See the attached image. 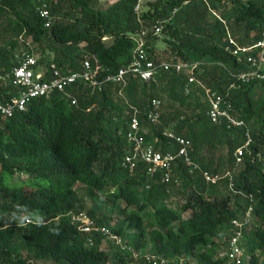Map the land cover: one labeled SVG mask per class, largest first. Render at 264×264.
Returning <instances> with one entry per match:
<instances>
[{
    "label": "trees",
    "instance_id": "16d2710c",
    "mask_svg": "<svg viewBox=\"0 0 264 264\" xmlns=\"http://www.w3.org/2000/svg\"><path fill=\"white\" fill-rule=\"evenodd\" d=\"M44 1L54 18L51 27L45 26L36 1L0 0V19L17 37L8 42L9 49L0 46V73L18 65L11 51L31 41L44 45L41 65L55 62L70 72L89 58L102 65L103 78L130 63L137 44L132 35L146 30L157 62L205 61L198 73L201 82L227 96L247 124H256L250 129L249 153L238 165L234 153L248 140L244 128L228 130L211 123L208 104L184 95L185 77L164 70L149 82L129 76L125 84L106 82L95 90L79 82L71 91L78 98L76 105L55 91L49 98L32 99L26 111L0 116V264L132 263L119 246L110 259L102 245L112 241L100 232L92 236L94 244H88L89 236L73 223L72 214L86 211L83 194L105 196L124 217L122 225L111 226L100 206H92L86 212L99 227L110 228L137 250L150 243L153 253L171 261L195 257L197 264H235L221 254L236 231L232 219L252 206L253 221L243 240L244 264H264V80L234 77L247 71V65L227 50L229 35L236 39L242 32L240 45L264 37V0H156L148 1V9L140 14L135 11L139 0ZM101 2L108 3L106 8H98ZM159 39L166 42V50H158ZM12 92L17 90L0 83V98ZM154 99L161 101L156 124L146 117ZM134 109L147 143L176 151L163 135L173 129L192 141L189 153L203 169L213 174L231 171L233 180L208 184L199 171L190 174L181 160L174 165L181 184L171 194L160 174L146 176L142 162L131 175L123 157ZM168 116L178 120L172 128ZM188 122L203 127L198 141L204 151L218 155L200 152L196 138L184 131ZM21 174L27 179L19 178ZM222 186L225 195L209 196ZM171 196L184 200L179 209L168 204ZM24 216L28 223L21 222Z\"/></svg>",
    "mask_w": 264,
    "mask_h": 264
},
{
    "label": "built area",
    "instance_id": "2783aa9c",
    "mask_svg": "<svg viewBox=\"0 0 264 264\" xmlns=\"http://www.w3.org/2000/svg\"><path fill=\"white\" fill-rule=\"evenodd\" d=\"M38 4L37 12L45 20V26L51 27L54 18L48 10V4L44 0H34ZM143 0H139L135 7L137 14H140ZM157 28L156 33H160ZM146 30L132 35L136 41V47L132 60L127 66L119 69L118 72L102 77L103 67L96 60L86 58L82 61L80 69L76 71H62L55 62L48 66L39 63V58L34 54L23 53L17 55L18 65L10 71L0 73V83L10 84L16 93H8V97L0 98V116L12 117L17 112L26 111L32 99L49 98L55 91H60L71 99L72 105H76L78 98L71 91L79 82H84L93 90L102 89L106 82L123 83L127 82V77L133 76L143 81L153 80L160 71H175L178 75L185 77L183 93L187 97L204 96V103L208 104L207 116L211 123L216 125H226L228 130L244 128L247 142L236 149L234 157L236 163L242 164L245 156L249 153V145L252 141L250 128L240 117L239 112L233 103L222 94L207 87L198 78V73H202V66L205 61H160L157 62L151 55L150 47L146 41ZM230 45L227 50L237 57L238 62L247 65V71L241 72L234 77L242 81L253 79L264 80V37L249 45H240L235 38L229 35ZM10 92V91H9ZM147 120L153 124L160 121L161 101L154 99L152 108L146 114ZM163 135L176 146V151H162L154 144L147 143L145 128L141 126L138 110L134 109L129 119V131L127 134L129 149L123 157V166L132 175L136 172L138 164H145V173L149 178L160 174L161 182L166 185L167 192L171 194L172 188L181 184L180 176L176 175L174 165L178 160L189 169L190 174L199 171L208 184L216 185L223 179L233 180L234 173L228 171L225 174H213L209 170L203 169L199 163L192 159L189 150L192 141L184 135L176 133L173 129H165ZM150 187V184L146 186ZM233 182H230V188ZM253 199L252 195H247ZM71 219L82 233L89 236L88 244H94L92 236L102 232L104 237L127 251L134 261L145 259L150 264H197L195 257H179L171 261L166 256L153 252H141L135 247L127 244L121 235L113 233L106 227L96 225L94 219L86 212L72 214ZM253 221V207L250 206L238 218H234L231 224L235 228V233L229 240L227 249L222 256L228 255L235 264H244L245 248L243 244L245 229Z\"/></svg>",
    "mask_w": 264,
    "mask_h": 264
},
{
    "label": "rangeland",
    "instance_id": "374dc122",
    "mask_svg": "<svg viewBox=\"0 0 264 264\" xmlns=\"http://www.w3.org/2000/svg\"><path fill=\"white\" fill-rule=\"evenodd\" d=\"M148 1H156V0H143L142 5H141V11H142V9L143 10L148 9V6L146 4ZM101 3L99 4V7H98L99 9H104L108 5V3L106 5L103 3L101 4ZM58 15H60L61 19H63L64 11L62 13H59ZM5 24H6V21L3 19H0V46L7 47L9 49L10 46H6V45L8 44L9 41L15 40L17 37H14V34L11 31V29H9L10 31H6ZM243 35L244 34L242 32H239L238 34H236L237 37L235 40L239 43L240 39H244ZM20 41H21V43L23 41H25V37L20 38ZM28 43H30L28 47H24V46L18 47V48L16 47L17 49L15 51H11V53L14 52L15 57H16L17 55L21 56L23 53L29 54L30 53L29 51L32 50L34 55H36L38 58H40L42 55L41 51L43 50L44 45H39V47H38L37 45L32 44L31 41H28ZM156 46H157L158 50H160V51L167 49V44L163 39H159L156 43ZM52 56L53 55H50V57H52ZM192 99L194 101L200 103V104H204L203 94L201 96H195ZM183 118L184 117H182V119ZM168 119H169L168 121L171 123V128L173 127L172 125L178 121V120L177 121L171 120L172 118L171 117L169 118V116H168ZM255 124H256L255 122H250V123H248V126L250 129H253ZM184 131L186 132L187 136L189 135L190 137L196 138V143L200 147L199 150L201 153L215 154V155L219 154V152L213 153L211 151H206V150L204 151L202 145L200 144V141H198L201 139V134L204 132V129L201 125L188 122L185 125ZM19 178L27 179V176L25 174H21V175H19ZM208 194L210 197H214V196L221 197L222 195L226 194V190L222 186V187H219L215 191L210 190L208 192ZM83 197H84V206H85L86 211H89L90 207H92V206L99 205L101 212L108 215L107 221L111 223V226H117L118 227V226L122 225V223L124 221V217L122 215H119L116 206H113L112 204L106 202V200H108V199L105 196L97 194L96 197L95 196L92 197V196L83 194ZM182 203H184V200L182 198H179L178 196H171L168 199V204L172 205L174 208H177V209H179V207L182 205ZM21 222L22 223H28L27 222V216H24L21 219ZM109 227H110V225H109ZM102 247L105 249V251H107L109 258L112 259L113 252L116 251V248L118 246L115 243H113V244L109 243L108 244V243L104 242ZM139 249H140L139 251H141V252H146V251L152 252L150 243H148L146 245H142ZM23 254L26 255L27 252L24 250ZM37 264H48V263L43 262V261H38ZM130 264H140V263L133 261Z\"/></svg>",
    "mask_w": 264,
    "mask_h": 264
}]
</instances>
